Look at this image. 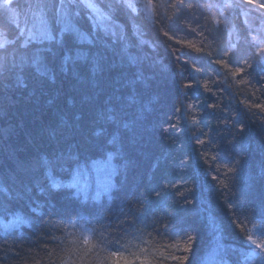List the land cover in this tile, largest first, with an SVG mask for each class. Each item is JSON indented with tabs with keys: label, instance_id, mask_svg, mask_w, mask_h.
<instances>
[{
	"label": "trees",
	"instance_id": "1",
	"mask_svg": "<svg viewBox=\"0 0 264 264\" xmlns=\"http://www.w3.org/2000/svg\"><path fill=\"white\" fill-rule=\"evenodd\" d=\"M44 2L0 6V34L7 38L18 29L28 34L46 27L64 41L49 55L52 42L33 40L30 54L17 58L16 83L29 86L0 93V116L7 112L0 120V156L79 152L96 167L86 189L50 188L44 170L45 187L37 185L36 194L29 188L25 196L0 165L6 189L0 191V264H264L248 240L264 239V110L258 107L264 104V52L258 51L264 11L239 0H152L148 11V0H130L140 7L117 17L114 7L103 6L112 0H93L101 14L68 15L91 41L80 43L76 32H62L59 3L53 22ZM113 47L136 76L112 58L105 62L104 49ZM77 50L88 59L66 66L63 56ZM99 65L105 71L97 77ZM61 66L68 75L60 74ZM132 116L133 142L125 146L116 135V143L113 136L104 145ZM80 117L104 131L98 141L69 145L61 133L78 127ZM52 176L62 185L72 181L59 169ZM49 193L55 194L50 201ZM46 206L62 216L77 207L81 217H58L46 227L37 222ZM154 224L177 237L161 239ZM115 244L121 250L110 247Z\"/></svg>",
	"mask_w": 264,
	"mask_h": 264
},
{
	"label": "clouds",
	"instance_id": "2",
	"mask_svg": "<svg viewBox=\"0 0 264 264\" xmlns=\"http://www.w3.org/2000/svg\"><path fill=\"white\" fill-rule=\"evenodd\" d=\"M152 0H148V3H151ZM137 8L140 5L136 6ZM117 17L125 14L129 9L125 8L122 4L115 5ZM85 11H82L81 14L83 16ZM53 15V22H55V15ZM78 22H79V18ZM27 37V32H23L21 36H16L15 38H7L11 43L6 46V50H0V93H8V92H18L26 90L27 87H20L16 83V68L18 67L16 60L18 57H22L25 54H30V51L27 47L24 46L23 40ZM58 46L53 43V52L49 53L54 54L55 49ZM105 62L108 59L112 58L115 60L116 64L126 68L133 70L134 76L137 75V72L127 63L125 57L122 56L118 47H113V49L108 50L104 49ZM104 67L98 66L93 72L94 76H102L104 74ZM60 74L68 75V71H65L63 67H60ZM57 81H52L50 83L55 84ZM7 117V112L4 113L3 116H0V120H5ZM133 123L131 125H125L121 129L113 130L109 133L108 137L103 140V144L107 145L109 143V138L119 135L122 138V142L124 145L131 144L132 137L135 134V116L129 117ZM80 123L78 127L73 129H67L61 133V139L65 141L67 144H72L78 142V140H82L84 138L99 140V136L96 134L97 130L95 127L96 121L94 119L88 120L86 123L82 122L83 118L80 117ZM47 127V126H45ZM41 140L48 141V137L41 132L40 134ZM51 158L49 154L44 152L33 153L31 156L24 158L21 153H17L16 159H11L7 156V154L0 156V165H3L5 168V172L9 174L10 178L20 186L21 193L25 196L31 195L28 192V189L31 188L35 190V194L37 193V185L40 187H45L46 179L44 169L39 166V162L45 158ZM19 160H24L25 167H20L18 162ZM31 180V183L28 181ZM55 198V194L49 193L46 199L49 201ZM47 210L44 213V216L38 217L37 222L43 223L46 227L53 224L56 218H62L64 222H70L73 218L79 219L81 217V210L77 207H74L70 216H62L59 215V209L54 206H46ZM162 222V221H161ZM155 232V235L160 236L161 239L168 238L170 240H174L177 236H169L167 235V229L164 228L161 234L160 231L156 230V225L151 226ZM110 247L115 248V250H121L120 245H110ZM79 264V261H77Z\"/></svg>",
	"mask_w": 264,
	"mask_h": 264
},
{
	"label": "snow or ice",
	"instance_id": "3",
	"mask_svg": "<svg viewBox=\"0 0 264 264\" xmlns=\"http://www.w3.org/2000/svg\"><path fill=\"white\" fill-rule=\"evenodd\" d=\"M57 3H59V8L62 11L61 19L64 22V27L62 29V32L67 31H73L77 33L78 41L80 43L84 42H91L89 40V36L84 33L80 32L79 29L75 27L74 24H72L68 20V15L72 13V10H77L76 15L79 16L82 11H86L88 9H91L93 12L97 14H101L100 7L97 3L93 2V0H45L43 3V7L49 8L54 14L57 9ZM12 0H0V6H2L5 9H8L11 7ZM122 4L125 8H130L135 10L136 4L130 2V0H112L111 3L104 4V7L110 8L114 7L115 5ZM239 4L248 5L254 8H259L260 10L264 11V2H261V0H239ZM233 5L231 3L225 4V7H232ZM239 6V5H236ZM143 7L145 10L151 11V3L144 4ZM23 34V31H20L18 29L17 36H21ZM3 38V42L0 43V50H6V46L11 43L7 36H4L0 34ZM47 40L52 43H55L58 47H62L64 44V41L57 40L56 37L52 34L51 31H49L46 27H42L39 29L38 33L29 32L27 34V37L24 38L23 44L25 47H28L30 43L33 40ZM192 47H195V45H191ZM48 51H53V48H49ZM197 51H200V49H197ZM258 51L264 52V48L258 49ZM71 52V51H70ZM69 52V53H70ZM88 59V55L85 52L76 51V54L73 56L71 54H67L63 56V62L66 66H71L74 63L86 61ZM132 62H135L134 58H130ZM34 62H36L34 58ZM220 64H225V61L220 60L218 61ZM239 72H243V69H238ZM55 79V77H53ZM261 110H264V104L258 105ZM103 129L97 130V135H101L103 133ZM117 137H113L111 143L117 142ZM111 153H109V160L111 159ZM41 168L46 170L48 173L47 180L49 182L50 188H60L62 186L64 187H76L77 185L83 184V188L86 189L87 179L86 177L89 175L90 171L93 170V168L96 167L95 162H93L92 165H89L87 160H82L81 155L79 152H68L62 155L60 158H48L45 157L41 160V163L39 165ZM107 163H105L104 167H107ZM61 170L69 172L72 175V181L71 183L67 185H62L60 181L56 180L52 173L55 172V170ZM0 191H6V189L0 188ZM86 195V193H85ZM100 192H97L96 195L93 197V199H99ZM87 198V197H86ZM248 240L251 241L253 244L256 245L257 248L261 250L259 256L264 257V239H254L252 236H248ZM87 243V241H85ZM250 256H257L256 253H250ZM174 260L181 261V258L178 256L172 257ZM184 259H187L186 257ZM62 264H77V261H63ZM79 264H86L84 260H80ZM143 264H151L150 261H144ZM181 264H183V261H181Z\"/></svg>",
	"mask_w": 264,
	"mask_h": 264
},
{
	"label": "rangeland",
	"instance_id": "4",
	"mask_svg": "<svg viewBox=\"0 0 264 264\" xmlns=\"http://www.w3.org/2000/svg\"><path fill=\"white\" fill-rule=\"evenodd\" d=\"M261 2H264V0H261Z\"/></svg>",
	"mask_w": 264,
	"mask_h": 264
}]
</instances>
